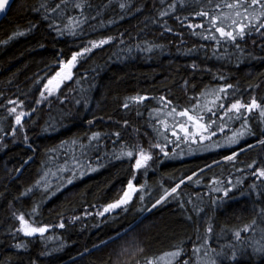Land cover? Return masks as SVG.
Masks as SVG:
<instances>
[{
    "label": "trees",
    "instance_id": "16d2710c",
    "mask_svg": "<svg viewBox=\"0 0 264 264\" xmlns=\"http://www.w3.org/2000/svg\"><path fill=\"white\" fill-rule=\"evenodd\" d=\"M241 2H13L0 22V264H164L177 251L172 264H264V118L229 111L264 106V27L227 7ZM232 20L242 39L216 31L238 33ZM185 110L207 138L173 135ZM141 150L152 158L137 170ZM129 181L134 199L105 211ZM20 215L47 231L26 236Z\"/></svg>",
    "mask_w": 264,
    "mask_h": 264
},
{
    "label": "snow or ice",
    "instance_id": "6c2138e0",
    "mask_svg": "<svg viewBox=\"0 0 264 264\" xmlns=\"http://www.w3.org/2000/svg\"><path fill=\"white\" fill-rule=\"evenodd\" d=\"M10 6V0H0V13H3L7 10V8ZM77 7H79V5H77ZM121 7H123V5H121ZM227 7L229 8H237L239 9L240 7H243V14L237 10L235 15L240 17L243 16V18L247 19L249 21V24H251L252 20H259L260 21V26L264 27V0H242L241 3L238 4H229L227 5ZM197 15L200 16H205L207 15V13L205 12H199L197 13ZM217 17H213L212 18V23L216 24L217 22ZM232 24L233 25H237L238 22L236 20H232ZM203 25H198V27H202ZM238 28L239 31L238 33H234L233 31H226L224 27L221 26H217L216 27V31L220 33V35L222 37H226L228 39H231L233 41H235L237 39V35H239V37L242 39L245 35V25L243 23H239L238 24ZM215 38V37H213ZM107 41H100L99 44H96L95 42H93V46L94 47H98L100 46V44H104ZM89 49L85 48L84 52H88ZM82 55V53H75L72 56L71 61L67 62L64 67L66 69H69V71L64 72V75L61 76V73H57V77H60V80L56 81V88L59 87V84L61 82V80L63 79H71V72H70V68L72 66H74L75 62L77 61V57ZM63 71V69H62ZM55 79V78H54ZM49 85H51L53 83L52 80H50ZM228 87H232L231 85H228ZM46 90H48L49 92L53 91L54 89H50L48 88V85L45 86ZM221 91H226L225 89H221ZM41 95L43 96V93H41ZM134 99H143L142 97H136ZM9 103H15V101H9ZM125 107H127V105H125ZM241 109H245L247 112L251 113L253 109H259V115L260 117L264 118V106H261L260 104H258L256 102L255 99H253L251 101V103L249 104H242L241 102L237 101L235 103H233L231 105V108L229 109V111H235L236 113L240 114L241 113ZM10 111L15 112L16 109L12 108L10 109ZM181 116H188V119L193 121L195 127L197 128L198 132L201 134L202 138H207L203 136V133L206 132L207 129V125H201L199 123V117H193V116H189L187 110L182 111L180 113ZM23 113L18 114L16 116V123L20 124L21 123V119H22ZM181 130L185 132L186 136L189 135H195V133H189L187 128L185 127V125H181ZM213 135L215 134L214 132L212 133ZM251 134V133H250ZM173 135H175V133H173ZM237 135H243V133H239ZM238 140H231L230 143H237ZM259 144L264 145V139L259 140L258 141ZM157 147H159V145H157ZM235 153L232 156H226L225 159L226 160H233L235 158ZM127 156L128 157H133V152L132 151H128L127 152ZM151 155L149 153H146L145 151L141 150L138 153V158L135 160V168L137 170H139L142 167H146L147 162L149 160H151ZM258 175L260 177H264V168H261L258 170ZM189 179H191V177H189ZM69 183H71V181H69ZM182 183V182H181ZM128 190L124 192L123 196L116 200L114 203H111L109 205H107V207L105 208V211H111L113 209L116 208H120L122 205H127L132 197L133 194L138 191L137 187L132 183V181L128 182ZM180 187L179 184L176 185V187L171 189V192H167L165 196L161 197L159 200L156 201L155 204L152 205L153 208L156 207L157 204H160L162 200L166 199L168 195H171L172 193H175L177 191V189ZM255 187V186H253ZM225 195H227V191H225ZM141 199H143L141 197ZM19 220L21 223V228L19 229V231H22L26 236H34L36 234H40L43 235L46 231H47V226H43V227H35L31 224H29V222L25 219V217L23 215L19 216ZM60 227H63V224L60 225ZM209 231H211V229H209ZM236 237L239 238L240 237V232L237 231L235 233ZM17 247H21V245H17ZM258 251H264V248L262 249H258ZM169 255L171 256H179L180 253L179 251L174 252V253H170ZM233 259H235V254H233ZM211 264H216V262L213 260L211 262Z\"/></svg>",
    "mask_w": 264,
    "mask_h": 264
},
{
    "label": "rangeland",
    "instance_id": "374dc122",
    "mask_svg": "<svg viewBox=\"0 0 264 264\" xmlns=\"http://www.w3.org/2000/svg\"><path fill=\"white\" fill-rule=\"evenodd\" d=\"M96 44H99V43H96ZM86 48L89 49L88 52H84V49L81 50L80 52H77V53H82V55H80V56L77 57V61L75 62L74 66H72V67L70 68L71 77H72L73 70H74L75 67L77 66V63H78L79 59H81L84 55L88 54L90 51H92V50L95 49L96 47L93 46V43H90ZM71 59H72V57H71ZM71 59H70L69 61H71ZM69 61H68V62H69ZM65 64H66V63H65ZM65 64H63V65L61 66V68L57 71V73H61V76L64 75V72L69 71V69H66V68L64 67ZM62 69H63V71H62ZM57 73H56L52 78H50V79L47 81V83H46V85H48V88H50V89H54V90L51 91V92H49V91L46 90V88L44 87V89H43V96H41V102H44V101H46V100L52 98V97L55 95V93L59 90V88H60L64 83H66L67 81L70 80V79H63V80H61V82H60V84H59V87L56 88V81H57V80H60V77H57ZM54 78H55V79H54ZM50 80L53 81V83H52L51 85H49V83H48ZM46 85H45V86H46ZM17 125H18V124H17ZM181 125H185V127L187 128V130H188L189 133H195V135L198 134L199 136H194V135L186 136V135H185V132L181 130V127H180ZM176 130H177V131H176ZM171 132H172V133H175V135H176V134H177V135H178V134H183L185 137H191V136H192V139H199V140H204V139H205V138H202V137H201V134L198 132L197 128L195 127V125H194V123H193V121H191V120H187L186 122H183V123H182V122L176 123L174 126H172V130H171ZM203 136H204V135H203ZM204 137H205V136H204ZM137 189H138V188H137ZM138 190H139V189H138ZM137 192H138V191H136V192L133 194V197H132L131 201L134 199V197H135V195H136ZM131 201H130V202H131ZM130 202H129V203H130ZM129 203H128V204H129ZM123 206H125V205H122L121 207H123ZM121 207H120V208H121ZM118 209H119V208H116V209H113V210H111V211H109V212L116 211V210H118ZM169 254H170V253H169ZM169 254H167V255H165V256H163V257L161 258V260H162V262H163L164 264H172V263L174 262L176 256H171V255H169ZM197 260H198V259H197ZM198 263H199V264H204V262H203V258L199 257V261H198Z\"/></svg>",
    "mask_w": 264,
    "mask_h": 264
},
{
    "label": "water",
    "instance_id": "95a60500",
    "mask_svg": "<svg viewBox=\"0 0 264 264\" xmlns=\"http://www.w3.org/2000/svg\"><path fill=\"white\" fill-rule=\"evenodd\" d=\"M15 0H10V6L7 8V10L5 11V12H3V13H0V22L4 19V17L7 15V13H8V11H9V9H10V7L12 6V4H13V2H14Z\"/></svg>",
    "mask_w": 264,
    "mask_h": 264
}]
</instances>
